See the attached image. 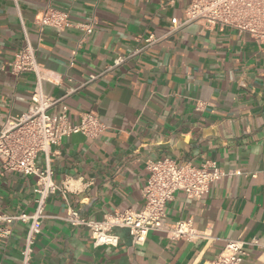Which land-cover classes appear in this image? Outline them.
<instances>
[{
    "label": "crops",
    "instance_id": "obj_1",
    "mask_svg": "<svg viewBox=\"0 0 264 264\" xmlns=\"http://www.w3.org/2000/svg\"><path fill=\"white\" fill-rule=\"evenodd\" d=\"M47 5L74 22L94 21L89 36L75 29L39 33L34 16ZM185 0H0V124L29 107L31 73L11 76L7 63L24 45L26 32L36 57L55 84L46 95L60 99L69 120L92 112L105 126L94 140L64 137L49 153L51 194L30 264H211L226 241H256L243 264H264V45L234 30L191 24L165 36L180 19ZM153 35L158 42L134 56ZM121 58L123 63L110 68ZM90 76L97 78L88 82ZM171 159L199 166L215 163L240 172L210 185L199 199L183 191L166 204L168 224L190 221L206 238L170 240L150 232L133 246L117 230L116 247H95L88 229L62 219L69 209L87 220L141 209L146 163ZM45 168L43 154L36 159ZM254 175V176H252ZM38 185L34 176L0 178V213L31 214ZM27 225L16 223L0 241V264H21Z\"/></svg>",
    "mask_w": 264,
    "mask_h": 264
},
{
    "label": "built area",
    "instance_id": "obj_2",
    "mask_svg": "<svg viewBox=\"0 0 264 264\" xmlns=\"http://www.w3.org/2000/svg\"><path fill=\"white\" fill-rule=\"evenodd\" d=\"M176 1V0H172ZM186 6L180 19L170 20L167 35L188 25L196 24L206 30L214 27L229 28L239 35H247L259 45H264V0H185ZM39 33L43 28H51L58 32L75 29L89 36L93 32L94 21L74 22L67 12L47 5L33 19ZM24 45L7 63L11 76L18 78L22 73H31L34 86L30 96V104L25 113L19 117L6 116L0 124V178L9 173L23 176H34L38 185L35 196V208L31 214L17 215L0 213V241L6 242L12 234V226L16 223L27 225L24 245L21 252V264H30L33 245L46 216L44 214L48 197L59 192L66 195L65 185L61 187L52 182V171L49 167V153L53 146L60 144L64 137L80 134L85 138L97 139L105 130L96 114L85 112L79 115V122L73 124L69 120L68 110L61 103L45 94L43 82L55 84L42 66L38 63L37 46L32 45L26 32ZM160 38L149 35L145 45L135 50L134 56L149 48ZM123 63L118 58L110 68ZM90 76L88 82L96 79ZM43 154L45 168L36 166V159ZM148 179L143 190L144 203L141 209H126L105 215L101 221L87 220L76 210L69 209L62 220L72 227H83L89 230L92 244L95 247H116L119 242L117 230H126L133 246H142L150 232L164 233L170 240L194 242L206 238L205 232L194 229L190 221H179L175 224L166 222L165 207L178 191H183L187 198L199 200L210 185L224 177L240 175V172H225L211 161L199 166L191 163L179 164L171 159L148 161L146 163ZM254 176V175H252ZM256 245V241L249 243ZM243 241H226L223 250L211 264H243L246 255Z\"/></svg>",
    "mask_w": 264,
    "mask_h": 264
}]
</instances>
